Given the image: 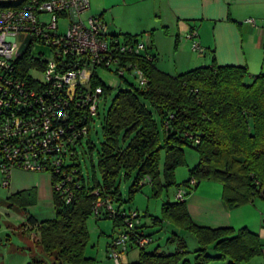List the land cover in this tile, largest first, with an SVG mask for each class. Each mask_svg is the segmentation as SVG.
<instances>
[{
    "label": "trees",
    "instance_id": "trees-1",
    "mask_svg": "<svg viewBox=\"0 0 264 264\" xmlns=\"http://www.w3.org/2000/svg\"><path fill=\"white\" fill-rule=\"evenodd\" d=\"M18 5L10 0L0 1V8ZM110 32L118 37V42L132 44V47L141 35ZM35 42L44 45L50 56H54L53 46L42 40ZM144 44L141 53L127 51L120 56L119 66L127 63L138 66L147 81L134 83L126 74L120 75L127 86L112 98L103 126L105 139L99 153L101 179L95 174L92 177L86 174L83 168L84 154L80 150L83 142L86 140L90 153L95 148L90 135L91 120L89 132L76 141L74 163L66 165L72 179L66 182L63 192L54 188L60 175L51 173L55 218L38 223L32 215L27 217L36 227L31 229L39 233L36 243L51 264H97V258L86 252L90 237L88 218L93 216L97 220L112 219L114 222L112 238L107 243L108 255L112 240L121 233L128 234L122 264H177L178 261L188 264L187 242L178 229L192 232L198 240L195 264H207L216 259L227 260V264H245L263 248L259 235L248 227L236 230L195 224L187 209V197L164 202L163 218L154 219V223L164 228L172 226L167 243L175 244L174 248L161 250L158 245L149 250L148 245L154 240L152 233L147 232L138 210L126 208L119 176L124 173L130 177L135 173L128 200L147 184L153 196L159 195L163 186L174 184L190 188L186 190L188 194L203 179L222 182L223 198L229 207H238L256 197L264 199V73L248 79L250 73L246 67L220 65L213 60L210 65L171 74L158 68L153 39ZM69 57L70 62L79 61ZM49 59L42 51L32 54L29 47L15 60L13 74L26 81L29 88L41 92L45 83L40 79ZM106 68L119 74L115 67ZM91 84L92 88L103 87V99L111 91L98 77V69H94ZM16 111L21 117L33 114L29 106L22 105ZM68 132L72 134L71 130ZM186 144L199 152V161L189 168V178L184 185L176 182L175 169L185 163L183 146ZM163 150L166 152L165 181L160 169ZM193 178L196 183L192 186ZM26 194L13 195L10 201L26 209L29 202ZM99 201H109L113 210L104 205L95 213ZM133 211L137 212L139 222L128 229L126 217ZM141 237H149L150 242L140 246L138 239ZM133 248L139 249L138 258L126 261ZM35 261L46 264L42 255Z\"/></svg>",
    "mask_w": 264,
    "mask_h": 264
},
{
    "label": "built area",
    "instance_id": "built-area-1",
    "mask_svg": "<svg viewBox=\"0 0 264 264\" xmlns=\"http://www.w3.org/2000/svg\"><path fill=\"white\" fill-rule=\"evenodd\" d=\"M6 1V0H0ZM18 3L16 7L0 8V172L2 185L9 184L11 172L15 168L28 171H48L60 175L54 188L65 190V184L72 179L66 165L74 163L77 153L76 141L89 132V122L99 114L103 100V87H91L94 69L115 67L120 75L135 71L140 83H146L143 71L132 63L119 66L120 56L125 52L141 53L145 47L139 40L132 44L118 42L111 35L107 21L100 16L83 13L90 9V0H10ZM68 18L65 31H60L59 19ZM248 23L255 24L254 19ZM27 34L33 39L42 40L55 48V54L45 65L40 79L41 92L28 87L26 81L14 76L15 60L25 52L19 53V43ZM197 32L186 34L193 39ZM116 44L113 45V42ZM193 50L204 53V48L194 41ZM79 61L70 62L67 57ZM70 58V57H69ZM68 60V62L66 61ZM34 101V102H33ZM29 106L33 114L27 117L17 115V108ZM68 130L72 131L69 134ZM196 183L193 178L190 182ZM187 189L181 186L177 199L184 200ZM109 201H99V207ZM137 212L126 217L128 229L139 222ZM127 233H121L109 246V256L114 264H122L125 256ZM150 242L149 237L138 239L140 246Z\"/></svg>",
    "mask_w": 264,
    "mask_h": 264
},
{
    "label": "crops",
    "instance_id": "crops-1",
    "mask_svg": "<svg viewBox=\"0 0 264 264\" xmlns=\"http://www.w3.org/2000/svg\"><path fill=\"white\" fill-rule=\"evenodd\" d=\"M99 1L100 7L97 6L94 10L90 1V9L94 11L91 15L103 17L113 32L117 30L123 34L135 35L150 31L153 40L155 30L168 32L170 36H176L179 48L183 47L186 40L192 41V47L194 41H198L205 52L196 53L192 48V55L189 53L187 57L181 56V61L177 62V67L181 65V69L210 65L215 60L220 65L246 67L251 77L264 73V0H149L153 2L152 7L132 24L125 21L123 12L141 0ZM248 19H254L255 24L248 23ZM192 30L197 31L196 37L182 40ZM154 49L159 51L155 41ZM2 180L0 172V202L25 215L23 231L36 232L31 229L36 227L27 221L28 215H32L38 223L55 218V207L54 216L48 218H42L35 211L43 189L50 187L52 183L49 174L15 168L8 185H2ZM22 192L28 194L26 209L10 201L11 196ZM223 193V184L214 185L211 192H206V187L201 186L190 191L186 205L193 222L210 228L232 227L237 230L248 227L259 235L263 248L260 254L245 264H264V199L256 197L238 207H229ZM227 263V260L216 259L207 264Z\"/></svg>",
    "mask_w": 264,
    "mask_h": 264
},
{
    "label": "rangeland",
    "instance_id": "rangeland-1",
    "mask_svg": "<svg viewBox=\"0 0 264 264\" xmlns=\"http://www.w3.org/2000/svg\"><path fill=\"white\" fill-rule=\"evenodd\" d=\"M93 10L98 6L100 7L99 0H90ZM153 2L149 0H141L136 4L129 7L123 15H125V21L129 23H135L139 20V16L152 7ZM86 11L83 13V18H88L92 11ZM94 12V11H93ZM110 19V18H109ZM60 31H65L66 25L68 24V18L61 17L59 19ZM116 33H120L114 30ZM196 31V30H195ZM139 36V39L143 42H150L153 38V34L150 31H143ZM197 32V31H196ZM140 33V32H139ZM169 34L168 32H160L155 30L154 40L157 45V49H154L157 55L156 64L159 69L175 74L176 72H185L181 69V65L177 67V62L181 61V56L187 57L190 53L192 55V41L186 40V37H182L184 41L183 47L179 48V43L176 41V36ZM122 37V36H121ZM33 39L31 34H27L23 40L19 43L18 52L23 53L27 51L30 47V52L32 54H38L42 51L45 57L49 59L50 53L48 49L37 42L30 44ZM190 41V42H189ZM184 48V49H183ZM194 51V50H193ZM196 52V51H195ZM198 53V52H196ZM180 68V69H178ZM186 68V67H183ZM182 70V71H180ZM127 79L131 82L138 83L139 79L135 77V71H126ZM98 77L111 88L110 93L104 98L99 107L100 116H94L92 120L91 128V140L95 144V148L91 151L88 149V144L86 140L83 142V147L80 148L81 152L84 154L82 157L84 159L83 168L84 172H87L92 177L93 174L101 179V172L99 169V153L101 152V143L104 141L103 126L105 124V119L107 117L108 110L111 105V100L114 95L122 88L127 86L126 80L116 74L114 71L109 70L105 67H100L98 69ZM251 75L247 78L249 79ZM185 152V163L179 165L175 169V180L179 184H184L189 178V168H192L199 161V152L190 145L183 146ZM165 150L161 153L160 169L161 176L164 179V168H165ZM94 164V165H93ZM38 173L49 174L48 171H37ZM135 173L130 177H126L122 173L120 178V192L122 197L127 201L125 204L128 210H138L141 216L143 224H146V230L148 233H152L153 242L148 245V249H153L156 246H160V249L174 248L175 244H168V237L172 234V226L169 228H164L160 223H154V219L163 218V203L166 201H176L177 191L179 186L172 185L169 187L163 186L159 191V195L153 196L151 192V186L149 184L145 185L143 189L134 194L132 200L129 199V187L133 181ZM165 181V179H164ZM163 181V182H164ZM43 184V183H42ZM194 185V184H193ZM192 185V186H193ZM214 185H222L219 180H208L203 179L200 181L197 187H192L191 191H195L197 188L206 187V192H211ZM216 187V186H215ZM185 189H189L185 186ZM42 191V190H41ZM45 191L46 193H44ZM42 196L39 198L35 211L37 214L42 216V218H48L54 216V204H53V185L50 183V187L43 189ZM189 194V193H188ZM186 195V197L188 196ZM26 222L25 215L15 208L7 206L0 202V264H39L35 260L42 255L46 264H51V260L44 255L41 247L36 243L39 238V233L32 231H23L22 225ZM88 228L90 232L89 242L87 246V254L97 258V264H114L113 259L109 258L107 253V243L112 238L114 231V222L112 219H95V217L90 216L88 218ZM118 231L119 229L116 228ZM183 235L187 242V248L189 253L187 258L189 260L188 264H195L196 253L195 250L198 248V240L192 232L182 231L178 229ZM38 245V246H37ZM139 256V249L133 248L129 250L125 260L135 261ZM37 257V258H36ZM211 262V261H210ZM177 264H182V261H178Z\"/></svg>",
    "mask_w": 264,
    "mask_h": 264
}]
</instances>
